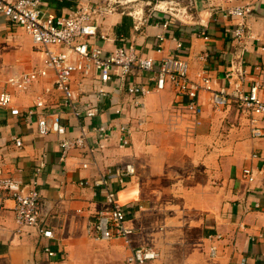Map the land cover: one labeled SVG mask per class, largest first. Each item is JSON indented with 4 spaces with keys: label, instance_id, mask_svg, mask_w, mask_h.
<instances>
[{
    "label": "crops",
    "instance_id": "obj_1",
    "mask_svg": "<svg viewBox=\"0 0 264 264\" xmlns=\"http://www.w3.org/2000/svg\"><path fill=\"white\" fill-rule=\"evenodd\" d=\"M105 1L49 0V12L62 15L80 5ZM159 2L172 5V15H167L172 18L169 29L160 24L163 16L153 9L139 11L141 16L136 20L117 5L115 12L101 19V29L109 36L104 47L115 50L122 44L120 38H128L158 65L182 40L190 47V78L195 82L203 84L201 78L206 76L213 89L229 88L230 70L244 69L248 89L259 77L255 67L264 65V0ZM241 7L248 9L245 21L253 36L247 45L226 33L238 20L229 12ZM127 18L131 22L126 26ZM20 30L0 17V91L8 87L9 77L42 65L31 36ZM159 35L166 36L161 52L156 46ZM20 39L35 49L29 52L30 61L21 55H7V46ZM134 80L146 81L138 76ZM13 92L14 106L22 113L33 106L38 95L50 103L61 96L54 88L53 76L42 79L27 93ZM111 97L113 102L107 100L101 105L108 111L104 118H111L117 127L129 125L131 144L120 146L118 129L103 149L91 154L88 148L74 147L64 160L63 137L56 133L40 136L37 117L29 122L13 116L10 109L0 108V166L29 182L36 163L46 156L48 168L40 186L47 217L44 227L54 232L52 248L58 254L49 258L41 249L39 230L19 227L15 203L0 201V264H80L85 257L78 251L90 238L88 223L100 210L109 208L104 188L95 181L109 167L125 164L133 165L135 174L124 177L122 184L118 178L112 179L111 186L129 208L134 246L153 247L160 254L151 264H264V138L252 137L253 124L249 126L247 115L239 113L237 104L215 108L211 92L202 90L201 124L195 126L185 108L188 98L178 96L171 87L145 97L124 90L112 92ZM116 107L122 108L121 116L114 114ZM64 117L68 139L81 135L80 125L99 123V118L86 121L70 114ZM178 133H186L187 138L176 142ZM87 136L94 145L96 132L88 130ZM16 138L23 140L22 147L16 146ZM254 153L259 158H253ZM84 163L89 167L84 168ZM247 167L254 168L253 183L243 177ZM213 235H222V239L213 241L209 238ZM117 242L127 261L128 247ZM214 244L218 252L211 257Z\"/></svg>",
    "mask_w": 264,
    "mask_h": 264
},
{
    "label": "built area",
    "instance_id": "obj_2",
    "mask_svg": "<svg viewBox=\"0 0 264 264\" xmlns=\"http://www.w3.org/2000/svg\"><path fill=\"white\" fill-rule=\"evenodd\" d=\"M117 4L116 1L107 0L95 5H80L66 14L56 15L49 12V0H0V17H4L12 27L26 31L42 59L40 67L8 78V87L0 91V108L10 109L13 116L29 122L37 117L40 136L56 133L63 137L62 160L66 158L69 149L74 147L88 148L87 151L94 154L106 146L118 129L120 146L131 144L132 128L129 125H113L111 118H104L108 111L101 106L107 100L113 102L112 92L122 90L135 97H145L155 90L171 87L178 96L188 98L185 108L192 116L195 126L201 124L203 113L200 92L210 91L215 108H225L235 103L249 112L253 117L252 137L264 138V65L255 67L259 77L248 89H245L246 70L232 69L227 75L229 88L217 90L209 85L210 80L206 76L201 78L203 84L190 78V47L182 40L177 41L175 51L163 57L158 65L154 58L143 53L128 38H120L122 44L115 50H107L104 43L109 40V36L101 29V19L115 12ZM172 11L173 8L164 11L153 8V12H159L163 16L164 21L160 24L165 29H169L172 24V18L167 16L172 15ZM229 14L238 20L226 33L234 41L247 45V40L253 38L245 21L248 9L236 8ZM140 16L137 12L133 17L138 20ZM165 40V35L157 37V51L163 50ZM50 76H53L55 90L61 95L58 101L50 103L42 95H38L33 106L24 113L14 106L16 95L13 91L27 93L42 79ZM137 76L146 81H135L134 77ZM113 111L115 115L123 114L119 107ZM65 114L86 121L99 118V123L91 124L92 127L80 125L81 135L68 139L65 138L68 133V125L64 122ZM91 129L96 132L94 145H91L87 136ZM15 142L17 147L23 146L21 138H16ZM252 157L259 158V155L254 153ZM83 166L88 168L89 164L84 163ZM47 168L48 162L44 156L36 163L32 179L26 182L0 166V201L12 200L15 203V219L19 227L37 228L42 239V251L49 258H54L58 255L52 248L56 237L51 229L44 227L47 217L43 212L40 188ZM134 174V166L125 164L109 167L95 181L96 186L104 188L109 208L100 210L95 219L88 223L87 234L96 241H122L129 249L128 264H151L159 259L160 254L153 247L134 246L135 229L128 222L129 208L121 203L119 192L111 186L112 179L118 178L122 184L124 177ZM243 177L249 183L255 182L254 168H245ZM256 207L261 208V205L257 203ZM209 238L215 241L222 239V235ZM217 252V245H212L211 257H216Z\"/></svg>",
    "mask_w": 264,
    "mask_h": 264
},
{
    "label": "rangeland",
    "instance_id": "obj_3",
    "mask_svg": "<svg viewBox=\"0 0 264 264\" xmlns=\"http://www.w3.org/2000/svg\"><path fill=\"white\" fill-rule=\"evenodd\" d=\"M113 1H116V3H118L117 5H122L121 7L124 8L125 12L133 19H134L133 16L136 15L137 12L141 10L147 13L150 9H153L154 7H156L157 9H161V11L170 10V8L172 7V5L162 6L161 2H159L166 0H113ZM20 31L24 32L23 30ZM32 50L33 52H35L34 51L35 49L33 47L31 49L28 42L25 41L24 39H20V41H18L17 44H10L6 48L7 55L15 54L16 57H20L19 55H21L26 62L28 61L27 58H29L30 61L31 56L29 55V52ZM235 106L239 111V113L247 115L250 126L252 122L251 114L239 108L237 105ZM221 134L226 135L223 134L222 132ZM176 136H178L176 137V142L187 138L186 133H178ZM78 252L84 254L85 257V259L80 260V264H128L125 255L123 254L124 252L117 241H94L89 238L86 240V243Z\"/></svg>",
    "mask_w": 264,
    "mask_h": 264
},
{
    "label": "trees",
    "instance_id": "obj_4",
    "mask_svg": "<svg viewBox=\"0 0 264 264\" xmlns=\"http://www.w3.org/2000/svg\"><path fill=\"white\" fill-rule=\"evenodd\" d=\"M131 22V20L129 18L126 19L125 23H126V26ZM125 26V25H124Z\"/></svg>",
    "mask_w": 264,
    "mask_h": 264
}]
</instances>
